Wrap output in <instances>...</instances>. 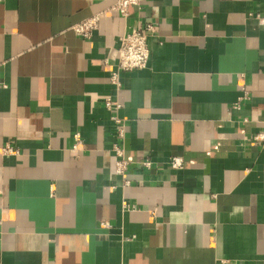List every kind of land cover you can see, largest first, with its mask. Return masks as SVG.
<instances>
[{
  "label": "crops",
  "instance_id": "obj_1",
  "mask_svg": "<svg viewBox=\"0 0 264 264\" xmlns=\"http://www.w3.org/2000/svg\"><path fill=\"white\" fill-rule=\"evenodd\" d=\"M115 1L0 0V264H264V0ZM146 23L149 64L118 91L120 37Z\"/></svg>",
  "mask_w": 264,
  "mask_h": 264
},
{
  "label": "built area",
  "instance_id": "obj_2",
  "mask_svg": "<svg viewBox=\"0 0 264 264\" xmlns=\"http://www.w3.org/2000/svg\"><path fill=\"white\" fill-rule=\"evenodd\" d=\"M146 0H116L114 9L119 11L123 16L129 14V8L132 5L142 6ZM101 15L94 14L82 21L74 24L72 29L74 32L82 37H90L95 30L98 29L100 24ZM264 22V17L261 18ZM157 26L153 23H146L142 26L133 27L128 32H125L120 37L118 47V55L115 67L111 71L110 81L120 91L122 86V73L125 71H132L136 69L146 68L150 60V47L149 37L155 32ZM243 94L239 97L238 101L233 105V108L240 109L245 101L251 97L250 91L246 86L242 87ZM105 107L111 112V119L116 124L115 129V142L112 150L116 158V174L119 176L122 185H130L131 179L129 178V161L125 156L126 153V140L128 133V119L122 114L123 103L118 95L106 96L104 99ZM74 144L73 148L79 150L83 145L84 139L81 131H76L73 134ZM252 139L256 143L264 142V132H258L253 135ZM19 151L14 146L7 144L2 148L4 154H17ZM143 165L152 167L154 161L150 158L142 161ZM170 164L173 168H180L183 166V159L181 157H172ZM127 204V202H126ZM104 226L109 223L103 222ZM221 264H235L230 259H223Z\"/></svg>",
  "mask_w": 264,
  "mask_h": 264
}]
</instances>
